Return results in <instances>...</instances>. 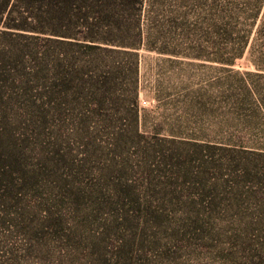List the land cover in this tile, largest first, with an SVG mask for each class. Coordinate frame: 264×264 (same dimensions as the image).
<instances>
[{"label":"trees","instance_id":"1","mask_svg":"<svg viewBox=\"0 0 264 264\" xmlns=\"http://www.w3.org/2000/svg\"><path fill=\"white\" fill-rule=\"evenodd\" d=\"M154 9V0H0V264H169L216 230L243 243L248 264L264 262L263 218L223 206L240 192L218 201L216 188L154 189L172 185L169 170L191 172L193 154L164 145L215 148L140 127L139 50ZM242 15L231 3L218 9L223 39ZM148 47L214 61L245 50Z\"/></svg>","mask_w":264,"mask_h":264},{"label":"rangeland","instance_id":"2","mask_svg":"<svg viewBox=\"0 0 264 264\" xmlns=\"http://www.w3.org/2000/svg\"><path fill=\"white\" fill-rule=\"evenodd\" d=\"M255 2L154 0L155 18L159 21H150L152 38L139 50L138 104L142 130L175 134L200 145L215 146L206 147L202 153L189 145H164L166 149L172 146L192 153L193 161L186 179L177 178L176 172L168 169L171 177H166V181L172 185H157L156 191L160 187L168 191L177 188L192 196L191 192L197 191L195 187L216 188L214 191L221 194L218 201L234 196L232 191L240 192L239 201L226 200L223 206L241 203L247 210L245 220L260 222L264 221V157L242 148L264 149V61L260 60L264 59V0L254 22L252 17L258 11ZM226 3L242 9V17L247 18H239L240 23L233 25V34L223 39L222 28L213 18ZM148 46L177 47L186 52L203 49L205 55H213L217 47L244 46L245 50L237 61H214L207 57L175 56ZM220 146L237 150L228 151ZM240 244L243 243L238 239L216 230L210 236L202 235L186 243L176 261L169 264H248ZM235 247L237 252L230 254L231 249L236 251Z\"/></svg>","mask_w":264,"mask_h":264}]
</instances>
